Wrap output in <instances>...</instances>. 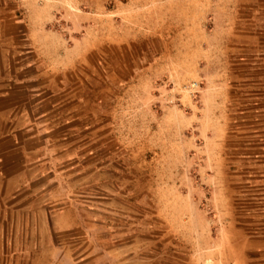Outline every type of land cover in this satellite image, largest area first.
<instances>
[{
  "label": "rangeland",
  "instance_id": "rangeland-1",
  "mask_svg": "<svg viewBox=\"0 0 264 264\" xmlns=\"http://www.w3.org/2000/svg\"><path fill=\"white\" fill-rule=\"evenodd\" d=\"M34 24L84 54L99 170L66 230L0 189V264H264V0H0V76Z\"/></svg>",
  "mask_w": 264,
  "mask_h": 264
},
{
  "label": "crops",
  "instance_id": "crops-1",
  "mask_svg": "<svg viewBox=\"0 0 264 264\" xmlns=\"http://www.w3.org/2000/svg\"><path fill=\"white\" fill-rule=\"evenodd\" d=\"M17 37L1 39L9 44L1 56L0 189L31 201L37 221L74 228L83 221L75 191L99 170L93 108L82 112L76 87L68 85L69 74L87 61L77 45L64 49L58 32L40 24L28 25L23 46ZM83 116L90 123L78 128Z\"/></svg>",
  "mask_w": 264,
  "mask_h": 264
}]
</instances>
